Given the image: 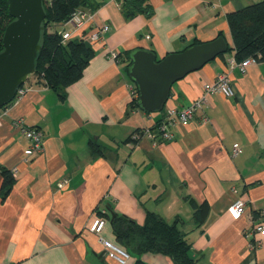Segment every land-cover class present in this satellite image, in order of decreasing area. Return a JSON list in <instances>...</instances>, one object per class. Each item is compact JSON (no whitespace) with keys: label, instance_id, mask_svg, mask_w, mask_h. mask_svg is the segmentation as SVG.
I'll return each instance as SVG.
<instances>
[{"label":"crops","instance_id":"1","mask_svg":"<svg viewBox=\"0 0 264 264\" xmlns=\"http://www.w3.org/2000/svg\"><path fill=\"white\" fill-rule=\"evenodd\" d=\"M94 1L91 20L71 38L82 40L101 24L109 30L90 44L94 55L81 78L62 91L31 80L28 91L0 109V169L13 175L3 193L0 172V264H116L99 242L116 244L110 218L98 235L89 230L102 211L137 224L147 211L176 222L196 264H264V235L255 231L264 220V62L243 74L232 70V98L212 93L188 126L172 128V139L156 144L129 136L152 127L167 109L190 105L203 84L226 70L232 52L173 83L162 112L130 108L135 85L127 75V54L136 49L159 60L219 33L232 47L226 14L259 0H146L150 15L129 17L122 0ZM22 126L41 132V152L24 155ZM236 199L245 209L233 220L227 207ZM190 200L202 210L201 222ZM137 258L130 254L125 264ZM139 258L174 264L159 253Z\"/></svg>","mask_w":264,"mask_h":264},{"label":"trees","instance_id":"2","mask_svg":"<svg viewBox=\"0 0 264 264\" xmlns=\"http://www.w3.org/2000/svg\"><path fill=\"white\" fill-rule=\"evenodd\" d=\"M42 2L45 18L42 23L41 49L36 59L34 73L29 76L26 86L33 80L36 85H45L55 91H62L81 78L94 52L91 47L85 46V40L70 38L62 43V32L50 28L56 24H65L70 15L78 9L93 13L98 4L94 0H42ZM120 7L126 17L137 12L150 15L151 12L146 0H122ZM225 18L232 42V47L227 45L226 53L232 52L237 62L250 57L264 62V0L240 10L230 11ZM10 21L7 0H0V50L4 29ZM217 37L223 36L219 33ZM127 57L129 59V53ZM134 90L137 92L135 86ZM130 108H138L136 99H132ZM162 111L163 108L159 112ZM162 118L163 115L157 122ZM0 172L3 178L2 192L7 193L13 183V175L3 168ZM189 203L196 220L201 222L202 210L193 200ZM110 214L113 215L112 218ZM110 214L105 213L104 217L110 218L116 244L138 257L135 264H147L139 258L147 252L167 256L174 264H196L190 257L191 246L181 235L176 222L166 223L158 214L148 211L142 224H137L118 213Z\"/></svg>","mask_w":264,"mask_h":264},{"label":"water","instance_id":"3","mask_svg":"<svg viewBox=\"0 0 264 264\" xmlns=\"http://www.w3.org/2000/svg\"><path fill=\"white\" fill-rule=\"evenodd\" d=\"M7 4L11 21L4 29L0 50V109L34 73L45 18L42 0H7ZM84 44L91 47L87 41ZM227 45L223 37H217L159 60L151 50L131 51L127 75L136 87L138 108L148 113L162 110L172 84L225 54Z\"/></svg>","mask_w":264,"mask_h":264},{"label":"built area","instance_id":"4","mask_svg":"<svg viewBox=\"0 0 264 264\" xmlns=\"http://www.w3.org/2000/svg\"><path fill=\"white\" fill-rule=\"evenodd\" d=\"M92 18V13L78 9L74 11L68 21L65 24H70L72 29L63 31L61 34L62 43L66 40L70 39L72 36V32L82 28L86 23H88ZM109 26L107 24H101L97 26L86 38L87 42L95 43L98 42L104 33L108 32ZM110 55L113 58L118 57L117 52H111ZM227 68L221 74L216 76V78L211 83L203 84L202 94L194 100L190 105L183 107L181 109L170 108L167 109L163 115L162 120L154 124L152 127H146L137 129L129 136V141L137 142L143 137L148 138L153 144H156L158 141L167 142L172 139L171 129L176 128L178 126L186 127L189 125L195 112L202 108L207 103V99L209 95L212 93H218L225 98H232L234 96V91L232 89V85L230 82V73L232 70L236 69L240 73H245L247 67L250 64H254L258 62V60L254 57H250L244 59L240 62H237L233 56L227 59ZM26 91H28V86L26 83L23 84L16 90L13 100L9 103L16 102ZM131 95L132 98H137V92L131 88ZM14 126H19V121L14 122ZM21 132L23 136L28 140L29 146L24 150L25 156H30L35 153H39L42 151V134L39 130L34 128H28L22 126ZM238 153V146L234 145L232 148V155L235 156ZM245 203L241 199L234 200L228 207L227 213L233 220H237L241 217L244 213ZM263 219H264V209L261 211ZM105 212L102 211L98 216L94 219L93 223L89 227V230L98 235L105 223ZM255 231L260 234L264 235V220L255 228ZM99 242L104 250V255L109 260L114 261L116 264H125L130 257V254L119 247L117 244L103 239L99 237Z\"/></svg>","mask_w":264,"mask_h":264},{"label":"rangeland","instance_id":"5","mask_svg":"<svg viewBox=\"0 0 264 264\" xmlns=\"http://www.w3.org/2000/svg\"><path fill=\"white\" fill-rule=\"evenodd\" d=\"M260 1V0H259ZM258 2V1H257Z\"/></svg>","mask_w":264,"mask_h":264}]
</instances>
